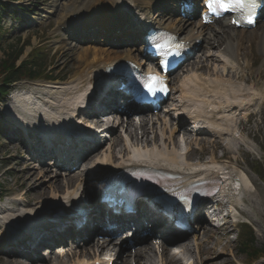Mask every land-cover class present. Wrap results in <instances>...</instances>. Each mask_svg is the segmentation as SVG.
<instances>
[{
	"label": "bare ground",
	"instance_id": "bare-ground-1",
	"mask_svg": "<svg viewBox=\"0 0 264 264\" xmlns=\"http://www.w3.org/2000/svg\"><path fill=\"white\" fill-rule=\"evenodd\" d=\"M163 1L165 0H88L86 4L83 2L80 5L81 7H79L78 4L77 6L67 9V11L69 10L66 14L67 20H61L59 23L62 28L63 26L67 28L78 24L86 27L87 23L96 22L95 16L97 12L99 13L105 9H109L106 26L110 32L118 29L119 25L128 23L123 19L127 18L129 22L133 20L134 26L130 25V27H134V29L141 20H145V22L151 25L153 23L155 26L161 25L166 29H173L176 34L183 35L184 39L192 48L197 47V38H201V35H204L203 38H201L204 42L203 47L205 46L208 49L216 48L220 54V59L226 61L228 59L231 62L232 66H228V69H226L225 66L222 68V72L226 73V70L228 72L225 77L229 76L228 78L231 80L230 74L233 73L232 70L235 68H237V71L240 70L244 73L245 69H249L246 54L247 48L243 46L242 40H248L252 36V32L240 31L239 35H232L228 33L230 29L224 27L222 23L218 26H207L204 24L202 25L200 22L196 25L194 22L187 23L182 20L177 23L173 21L168 22L169 24H166L167 22L163 23L162 21H156L158 17H160V14L155 16L156 19L149 15L152 13L153 9ZM73 2L76 3V0H73ZM67 7L68 5L66 8ZM127 10L129 11L128 15L126 14ZM74 13H79L80 15L77 22L68 19V15H73ZM115 17L119 19L114 20L113 18ZM162 18L164 19V16H162ZM79 21H81L82 24ZM192 26H194L193 29L198 28L200 31L199 34L194 35L192 33ZM134 29L130 30L133 32L131 34H135ZM203 29H208V31L212 29V32L208 33V31ZM226 36L235 39L236 43L226 39ZM261 37H263L261 40L262 44L260 47L258 44L257 48L261 49L264 54V30L262 31ZM223 39H226V41H224V45L221 46L223 44ZM55 50L56 53L60 50L65 51L61 52V56L66 59L69 57V60L64 63V67H70V71H72L73 74L66 83L58 82L51 87V89L55 90H58V87L63 88V97L59 99V105H55L49 101L46 103L29 91L23 92L18 90L17 93L13 95L11 102L12 107L9 109L11 110L10 114L17 118L25 134L27 129L33 130L41 126L45 128V133H41V137L43 138H46V136L52 137L54 135L52 131L49 133V128L57 131L64 128L74 132L76 127L78 128L80 125L79 122H81V120L77 121L76 116L82 113L80 111V105L84 100L85 94L88 93L89 87L93 84L96 86L100 84L98 82L100 78L106 74L108 67L114 66L125 58L131 59L134 57V53L131 49L127 51H120L110 47L78 49L76 45H73L69 41L61 43ZM240 59H245L243 65H241ZM211 61L215 62L216 57L207 55L204 60L196 59L193 67L197 71H203L206 68L205 66H210ZM212 66H214L215 69L214 63H212ZM196 70H194L193 74L190 76H188L189 74L185 76L184 74L181 75L182 80L180 82L182 86H180V93L182 98L184 96V100L183 102L177 100V104H173L172 109L174 112L171 109L166 110L165 108L160 114L156 115L157 119H152L147 116L135 118L131 116V113L125 112L123 115L126 121L121 120L119 122L122 129H124L126 124V130L124 131L125 135L117 133L110 139L111 142L107 152L103 153L101 158H96L94 166L90 169L91 174L87 168L73 174L62 175L61 173H57L53 179L55 184H60L58 179L62 177L64 179L63 181L66 182L65 185L63 184L64 187L69 185L66 187L68 189L63 193L52 192L50 198L46 200L45 198L48 197V195H44V192L42 193L40 191L38 193L29 189L23 193L24 197H22V200L14 201V203L20 206L19 212L14 213L15 211L10 207H1L0 214L3 217L0 218V244L6 246L10 242L9 239L7 240L8 236H6L8 235L7 228L9 225L22 222L26 224L28 221H35L34 223H37L44 215H47L48 212H52L54 209L63 208L65 205L73 206L76 202L82 201L84 196L80 190L84 183L82 181L86 173L89 177H92L94 183L92 187H94L96 191L100 187L99 184L104 180L103 176H110L114 172L117 173L120 169L130 166V164H143L151 168L171 170L179 182L187 180L198 181L206 179L209 176L222 177L223 182L221 184V189L224 193H227L224 195L225 198L219 203V206L221 208L233 207L239 215L244 217L256 215L257 206L255 200H253L256 196V189L255 191L252 189L255 185L253 184L251 176L245 169H241V167L238 173H234L233 170L228 171L227 163H221V161H223L221 159L224 156L229 157L231 153L239 155L247 154V150H245V143L247 140L242 137H236L234 134L235 130L239 129L241 132L245 131L246 128L232 110L236 107L245 110L241 107L242 104L245 105L246 103V97L242 91L244 88H247V86L244 87V85L250 82L251 77L243 81L242 79H237L239 78L237 72L233 73V77L236 80H240L236 86V90L233 85H230L235 96L224 90L221 95L217 96L216 100H214L215 104L218 102V107L209 110L207 104L199 98L198 90L204 86L203 82H205V80H207L206 84L208 87H213V84H211L213 80L211 78L205 79L203 73L195 74ZM258 77L260 79L264 77V72H259ZM222 79H224V77ZM227 84L232 83L228 82ZM30 85L36 86L39 85V82L30 83ZM256 85L257 84L248 89L251 91L252 96L249 103H246L247 105L252 106L255 101H257L256 104H259V101H262V103L264 102V85L261 87H256ZM54 93V91H47L45 97ZM230 98L238 99L240 102L236 104L237 106H235L234 102L233 106L235 107L230 106ZM223 106L227 108L224 109ZM17 107L23 112L26 111L28 115L33 116V118H31L33 121H30L27 117L25 118V115L22 116L21 113L18 112ZM254 114L255 111L252 112V115ZM252 115L250 116L252 117ZM37 117L39 119H37ZM191 117L193 124L188 127L186 125L188 119ZM110 118L111 117H106L105 120L109 121ZM196 122L206 126V129H204V131L199 128L193 130ZM98 125L107 126V135L110 131L114 130L109 122L105 123V125ZM201 133L210 135L213 138L207 139L198 136ZM124 136H126L125 139ZM193 137L196 138L194 139ZM38 138L37 136V139ZM41 140L42 139L39 141ZM180 140L184 142V149L181 148V144H179L181 143ZM193 140L198 143L197 147L193 146ZM237 141L238 145L236 146ZM34 144H36V141ZM86 144L90 146L92 143L88 142ZM209 147H211V149H209ZM220 149L224 151V156L221 155L218 157L217 150ZM64 150V148H61L57 154H64ZM180 151H184L185 154ZM19 153L20 152L17 151V154ZM88 156L89 155L86 157L89 161L94 159L92 156ZM234 160L238 162V164H241L240 160L237 158H234ZM80 164L78 163V165ZM23 170L29 171V173L31 171H36L30 161L26 162V166ZM80 177H82V183L79 180ZM31 180L29 176L26 177L24 174L21 183L29 187L32 184ZM75 180H77V185L70 187L71 185L69 183H74ZM235 183L241 185L240 191H237L236 187L229 189L231 185ZM86 184L89 185L88 179L85 181L84 185ZM56 191L59 192L60 190L57 189ZM237 194L249 196V198L245 199L243 202H248L249 204L247 205H249L250 208L243 209L236 204L235 201H238L237 197H239ZM7 212L12 213L9 214ZM229 236L230 230H228L227 225H225L223 229L218 227L212 229L205 228L199 237L196 236L192 240L190 239L183 242L169 235L166 242H161L160 244L162 248L161 257L159 255L158 257L155 256L156 248L153 247V245L140 247L135 250L133 254H130L129 257H125V252L123 250H118L117 252L118 248L113 249L109 247V243H111L112 239H100L90 244L88 247L83 246L81 249L70 247L60 251V253L54 251V253L52 252L51 254H53L54 257L57 254L60 258H67V262L64 264H84V261H87L85 258H87L88 254H96L95 258L100 260V257H106L108 253L113 251L117 252L115 254H118L117 258L119 260L116 264H128V260L131 262L130 264L134 262H136L135 264H159L158 262H161L160 264H227L230 262L232 263L233 259L224 258L218 260V258L222 253H227L228 246L231 243L226 240ZM170 245L174 246L175 252ZM50 256L51 255H47L43 261L49 259ZM191 256H195L193 261L190 260ZM157 258H159V261H157ZM160 258H162L163 261H160ZM0 264H24V262L13 257L8 259L0 256ZM262 264H264V262Z\"/></svg>",
	"mask_w": 264,
	"mask_h": 264
},
{
	"label": "rangeland",
	"instance_id": "rangeland-1",
	"mask_svg": "<svg viewBox=\"0 0 264 264\" xmlns=\"http://www.w3.org/2000/svg\"><path fill=\"white\" fill-rule=\"evenodd\" d=\"M79 2V1H78ZM73 4V0H20V1H12L10 12L4 14L0 18V59L4 57L6 52H8L11 48V45H21L22 44L26 47L25 52L23 53L22 59L19 63H21L24 59H30V55H34V59L37 60L36 62L42 63V70H45L44 73H48L49 76H53L56 80H60L61 82L69 81L70 77L72 76V71H70V67H64V63L67 62L68 59L61 56V52L65 51H58L56 53V48L63 43V39L66 37V33H63L59 29L58 21L66 15L67 9H69ZM68 7L66 8V6ZM157 7V6H156ZM159 11L162 12L163 9L158 7ZM15 12V13H13ZM17 13V14H16ZM257 36V35H256ZM258 37V36H257ZM256 37V38H257ZM100 40V39H99ZM76 43V42H74ZM78 44V48L82 47H89L90 44L81 42L76 43ZM95 46V45H94ZM103 46V45H97ZM254 54L256 59L260 61L261 64L264 65L262 57L263 53L258 52L255 48L256 46V39L253 43ZM249 52H252L249 49ZM251 55V53H250ZM71 59V58H70ZM219 64V63H217ZM190 68V69H188ZM185 68L182 73L191 72V67ZM221 66H218L216 70L213 68L209 70H205L206 77H212L213 79L216 77L218 79H222V71L220 70ZM260 67H254L250 71L253 72L252 75H256L259 71ZM72 69V67H71ZM188 69V70H187ZM220 75V76H218ZM43 83L45 86L47 84H51L55 81H45V80H37ZM30 81L24 80V82H19L15 85L14 89L11 91L12 94L8 97H5L0 103V206L3 204L8 205L12 209L18 211V207L15 206L12 202L8 203V200L18 199V197L23 196L24 191L33 190V192H44V195H48L45 199H49L52 192L55 193H63L66 191L69 185L64 187L66 184L64 179L61 177L58 180L60 184H55L54 179V170L52 167L40 168L34 160L32 162L33 166L35 167L36 171H24V167L26 166V162L28 161V149L24 148V139L22 137V133L20 132L18 127H11L13 125V116L10 114L9 109L12 107V96L13 92L17 89L28 88L29 85L27 84ZM217 82V80H215ZM258 84V87L264 85V78L261 81L255 80ZM51 88V87H48ZM37 92L38 96L44 100L55 101L56 99L59 101L61 98V91L62 90H54V94H50L45 97V91L42 89L34 90ZM242 93L245 97L249 96L248 89H243ZM58 97V98H57ZM55 99V100H54ZM58 104V103H56ZM262 108V112L260 116H256L252 119L251 122L244 123L245 131L243 132V136L247 139L248 143H246L245 150H247L246 155H239L236 153H231L229 157L225 158V162L228 163V170H234V173L239 172V165L235 162L234 158H237L241 162L242 169L244 168L247 170V173L251 176L253 184L255 185L252 189H256V196L253 198L256 202L257 210L255 212L256 215L252 216H245L242 217V221H247L250 225V228L254 231V239L255 247L264 249V103L260 106ZM19 110V109H17ZM22 113V112H20ZM12 118V119H11ZM12 121V122H11ZM116 131L111 132L109 137L110 139L114 137L117 132L124 134V129L122 131L121 126L115 127ZM12 131V132H10ZM17 132V134H16ZM19 132V133H18ZM236 135H239L240 132L237 130ZM151 136V135H150ZM248 136V137H247ZM126 136H124L125 139ZM206 138H211L209 135L205 136ZM11 140H14L11 142ZM110 140L106 142L102 147H100L99 151L93 154V158L101 157L103 153L107 152V149L110 144ZM209 145V144H208ZM238 145V141L236 142V146ZM193 146L197 147L198 143L196 141L193 142ZM211 149V147H209ZM20 150V151H19ZM17 151L20 153L17 154ZM224 154L222 149L217 150V156ZM230 158V159H229ZM232 158V160H231ZM92 159L87 161L84 166L75 169L71 173L65 174H73L80 172L81 170H85L89 168L91 164L95 161ZM231 163V164H229ZM48 169V170H46ZM50 170V171H49ZM90 170V168H89ZM88 170V171H89ZM257 170V172H255ZM25 174L26 177H30L32 180V184L29 187H26L21 183L22 177ZM89 175L86 173L85 178H83V182L87 180ZM82 177L79 178L80 182ZM86 179V180H85ZM82 183V182H81ZM82 184L81 191L86 192L89 189L88 184ZM64 184V185H63ZM71 186L74 187L77 185V180L74 183H69ZM56 186V187H55ZM59 189L60 191H56ZM249 198V196H248ZM41 199V198H40ZM249 204V203H248ZM240 207H249L247 204H240ZM9 213V212H7ZM10 214V213H9ZM242 231V229H240ZM238 231H233L232 235L229 236L226 240L230 241V245L228 246L227 253H222V255L218 258V260L224 258H231L233 262L227 264H251L248 262V258L245 254H242L241 249L243 248V244L240 243L239 238L237 237ZM200 236V233L197 237ZM195 235H191L190 237L180 238V241H188L190 239H194ZM153 245L156 244V241L153 239L150 240ZM149 241V242H150ZM225 241V240H224ZM91 243L89 242L88 245ZM86 245V246H88ZM70 245H59L55 250L60 253L62 250H66L69 248ZM124 245H117L116 243H111L109 247L113 249L123 250L125 252V257H129L130 254H133L135 250H137L141 244H136L130 249H122ZM158 252V250H157ZM156 252V255H157ZM1 255V252H0ZM44 255V259H45ZM89 257V254L87 255ZM43 259V258H42ZM191 260H194V256H191ZM159 261V258H157ZM67 262V258H60L57 254H52L49 259H46L38 264H64ZM128 264L131 262L128 260ZM264 262V257L259 259V261L252 263V264H262ZM136 262L132 263L135 264Z\"/></svg>",
	"mask_w": 264,
	"mask_h": 264
},
{
	"label": "trees",
	"instance_id": "trees-1",
	"mask_svg": "<svg viewBox=\"0 0 264 264\" xmlns=\"http://www.w3.org/2000/svg\"><path fill=\"white\" fill-rule=\"evenodd\" d=\"M5 7L6 5L0 2V10ZM23 51L24 49L17 45L11 46L10 50L0 59V100L2 99V95L7 94L8 88L15 80L21 79L24 76L35 78L41 74L33 67L31 61H23L21 65H17V61L20 59ZM250 249V244L246 243L245 249L242 252L248 255L249 258L258 257V254Z\"/></svg>",
	"mask_w": 264,
	"mask_h": 264
},
{
	"label": "snow or ice",
	"instance_id": "snow-or-ice-1",
	"mask_svg": "<svg viewBox=\"0 0 264 264\" xmlns=\"http://www.w3.org/2000/svg\"><path fill=\"white\" fill-rule=\"evenodd\" d=\"M239 3L243 6L245 3H254V0H208V4L212 5L213 3H218L222 8L229 7L232 3ZM159 78L156 77L154 74L149 76V80H158ZM149 90H153V85L149 83L147 85Z\"/></svg>",
	"mask_w": 264,
	"mask_h": 264
}]
</instances>
